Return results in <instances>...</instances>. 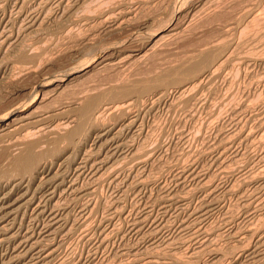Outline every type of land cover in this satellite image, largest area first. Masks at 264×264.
Here are the masks:
<instances>
[{"label": "rangeland", "instance_id": "obj_1", "mask_svg": "<svg viewBox=\"0 0 264 264\" xmlns=\"http://www.w3.org/2000/svg\"><path fill=\"white\" fill-rule=\"evenodd\" d=\"M20 6L23 7L20 9L22 13L18 10ZM0 32L5 36L4 38H6L5 34L7 37L9 35L8 40L2 44L0 42V94L3 96L0 97L4 98V104L14 103L13 105L20 106L18 110L21 115H31L34 109L38 113H45L65 107L69 108L67 113L69 114L72 110L70 105L77 98L89 97L91 94L104 96L123 87L125 90H130V87L133 90L134 87L139 89L146 85H156L161 79L165 81L179 71L182 72L184 66L188 68L194 58L198 59L208 53H214L215 56L220 57L219 59H227V63L224 60L222 62L225 64L221 63L222 68L227 64L226 68L216 69L210 80L202 79L189 88L185 87L186 90L182 94L178 92L180 88L177 89L175 85L167 86L166 91L162 93L163 96L146 93L137 96V99L134 96L136 93L132 94V97L134 96L131 101L133 104L130 106L132 116H136L137 110L144 109L145 105L148 106L155 98L161 97V99L155 101L151 111L149 109L142 111L139 117L142 125L139 122V128L135 126L128 130L129 132L123 131L118 137L121 140H118L124 144L127 142V146L135 143L132 147H137L141 154L142 150H148L149 155L153 152L156 154H152L153 159L145 166L143 164L141 166L139 160L128 157L132 161L126 157L123 161L121 157L125 154L119 155L120 161L131 163L129 170H132L133 174L128 170L129 165L124 166V163L123 166L119 165L121 162L116 158L119 163L115 160L116 166L119 165L117 167L121 169L115 174V179L105 175L106 177L100 179L103 180L100 181L101 185L99 181L96 183L97 193L92 194L93 196H85L80 201V206L82 205L86 210L79 206L73 211L77 216L80 215L81 209L89 213L90 204L97 206L89 215L90 219L88 217L84 223L81 222L83 219L81 216L78 217L80 219L74 216L75 222L72 218L74 228L67 236H62L63 239L58 238L65 244H61V251H58L57 258L51 264L59 262V264H107V262L114 264L115 261V264H118V259L122 264H129L133 260L135 250H140L141 253L151 251L152 254L165 258L178 251L176 254L180 255V259H185L183 261L198 260L200 264H231L232 258L239 255L243 248L250 247L251 239L249 237L242 239L243 234L250 229L253 230L254 227L258 229L264 227V0H0ZM210 46H214V49H211L214 50L213 52L208 50ZM190 56L193 58L190 59ZM224 56L228 57L224 58ZM231 57H234V60L228 62ZM242 59L248 60L244 63ZM26 87L28 89L17 90ZM30 88L33 89L31 95ZM187 94L193 99L189 105L185 102V99H189ZM43 96L44 102L40 103ZM117 111L115 110L117 116L115 118L120 120L122 113L121 110ZM108 112L103 116L105 119L101 116V121L106 123L105 125L116 120L112 117L113 113L109 112L110 115ZM72 113L75 115L74 110ZM62 116H59V122L66 119V116H63V119ZM44 137L47 138L48 135ZM101 142L103 143V140ZM101 142L97 145L91 142L90 148L93 151L98 149ZM218 146L221 152L214 150ZM141 147L144 149H140ZM126 148L128 147L124 148V152ZM107 149L109 148H106L105 153ZM109 150L107 153L111 154L112 151ZM155 159L158 161L157 164ZM194 163L196 166L199 164L198 167L201 169L204 168L200 170L207 174L205 180H209L210 185L206 181L191 180V177L186 180L187 177L182 176L181 172L193 167ZM63 166L67 167V165ZM87 166L89 167L90 164ZM57 167H54L53 173L58 169ZM70 168L74 169L75 165ZM223 170L224 172H220ZM131 175L133 177L136 175V178ZM83 176L86 178L84 179ZM83 176L80 177L81 182L88 179L92 181L93 177L87 173ZM116 178L122 180V183L120 184ZM144 178L148 182L135 186L137 181ZM130 180H133L132 183ZM201 186L208 189V192L211 191L210 197ZM166 188L172 190L174 196L172 201L167 200L165 203L164 196L169 193ZM89 197H93L94 200ZM210 199H214L212 202H215L210 204L213 210L207 214L209 216L200 218L202 222L200 220L196 223L202 229L199 232L201 236L197 235L199 233L192 236L190 233L195 226H189L194 221V215L191 216V213L201 211L207 203L209 204ZM83 200L85 202L88 200L89 205L86 206ZM111 207L112 209H109ZM118 209L119 212L116 211ZM113 210L114 212L110 213ZM144 216L150 217L145 221L146 224L140 223V226L144 227L143 231L137 232L133 221L138 219L140 221ZM184 226L188 230L183 229ZM150 230L158 231L155 238L156 242L161 244L155 248L158 250L148 246L150 239L146 242ZM201 232H204V235ZM102 237H106V243H101ZM170 241L175 242L168 246ZM146 245L150 250H146ZM164 246L167 248L165 249ZM192 249L198 252L202 250L193 258ZM215 251L222 253L220 258L214 256ZM262 251L259 255L260 260L258 258L247 260V257H243L242 264H264L262 261L264 251ZM166 253L169 255L167 256ZM119 254L123 256L120 257Z\"/></svg>", "mask_w": 264, "mask_h": 264}, {"label": "bare ground", "instance_id": "obj_2", "mask_svg": "<svg viewBox=\"0 0 264 264\" xmlns=\"http://www.w3.org/2000/svg\"><path fill=\"white\" fill-rule=\"evenodd\" d=\"M81 1V0H79ZM79 3L78 1H76ZM75 2V4H76ZM20 3V2H19ZM26 3V2H25ZM22 5V4H21ZM68 5V4H67ZM77 5V4H76ZM23 6V5H22ZM19 7L22 9L23 7ZM71 6V5H70ZM75 6V5H74ZM5 7V6H4ZM69 8V7H68ZM73 9V8H72ZM22 13V11H20ZM256 12V11H255ZM20 14V13H19ZM174 14V13H173ZM62 15V14H61ZM45 17V16H44ZM197 17V16H196ZM59 19V18H58ZM67 20V19H66ZM44 21V20H43ZM2 23V22H1ZM33 23V22H32ZM45 23V21H44ZM43 23V24H44ZM36 24V23H35ZM40 25V24H39ZM42 26V25H41ZM27 27V26H26ZM29 27V26H28ZM37 28V27H36ZM39 29V28H38ZM41 30V29H40ZM35 31V30H34ZM4 32V30H3ZM1 33V32H0ZM6 38L3 36V34H0V42L8 40L9 35ZM8 38V39H7ZM152 38V37H150ZM16 40V39H15ZM17 43V42H16ZM20 43V42H19ZM201 43V42H200ZM220 44V43H219ZM226 44V43H225ZM232 45V43H230ZM217 45V44H216ZM215 45V47H216ZM222 45V44H221ZM227 45V44H226ZM218 46V45H217ZM220 46V45H219ZM225 46V45H224ZM211 47V46H210ZM214 46H212L210 49H214ZM226 47V46H225ZM208 48V47H206ZM224 48V47H223ZM229 48V47H226ZM218 48H215L217 50ZM2 50V49H1ZM226 50V49H225ZM7 51V49H6ZM212 51V50H211ZM209 51V52H211ZM214 51V50H213ZM212 51V52H213ZM227 51V50H226ZM69 52V51H68ZM197 52V51H196ZM220 53V51H218ZM217 52V53H218ZM193 53V52H192ZM216 53V54H217ZM218 53V54H219ZM22 54V53H21ZM27 54V53H26ZM195 54V53H194ZM199 54V53H198ZM190 55V54H189ZM192 55V54H191ZM197 55V54H196ZM201 55V53H200ZM221 56V54H219ZM224 55V53H223ZM225 55H227V52H225ZM230 55V54H229ZM239 55V54H238ZM245 56V55H244ZM22 57V56H21ZM195 57V56H194ZM197 57V56H196ZM228 57V56H227ZM224 56V58H227ZM230 57V56H229ZM251 57V56H250ZM193 58L190 56V59ZM216 58H218L216 60ZM217 55L215 56L214 53H208L203 55L200 58H194V61L190 63H187L189 66L186 68L184 66V69H182L179 73L173 75L172 78L165 80V81H159L156 85H151L146 87H141L139 89L131 90H125L123 89L118 90L115 89L113 92L109 94H103L99 96H93V94L89 95V97L84 96L82 98H75L76 100L73 101V104L70 106L72 107V110L68 113L69 108L65 107L60 110L54 111L55 109L49 110L45 113H38L35 111L31 115H21L20 111L18 110L20 106L10 105V104H4L3 100L4 98L0 97V264H51L58 255V251L60 250V247H62V243L58 240L59 237L62 238V236H67L70 231L74 228L72 218L74 216H77L74 214V210H76L80 206V201L85 197L89 195H94L97 193V184L105 175H109L111 177H114L117 172H119L117 166L122 165L124 163V158L128 157L131 159H135L136 161L139 160V164H143L145 166L149 163V160H152V154H156V152H153L151 155H149L148 150H142V154L138 152L137 147L131 144L130 146H127L122 141L120 142L118 139L121 140V138H118L121 134H123V131H130L135 126H140V114L143 110L151 109L155 105V101L161 97H157L153 100L152 103H150L148 106L145 105L144 109L137 110L138 114L136 116H132L133 113L130 110V106L133 104L131 101H133V97L137 96L140 97L141 95H144L146 93H152L153 96H163V92L166 91V87L169 85H175L178 88V92L182 94L186 88L193 86L195 82L200 81L202 79L206 78H213L214 72H216V69L221 67V65L227 63V59H219ZM239 58V57H238ZM248 58V57H247ZM27 59V58H26ZM185 59V58H184ZM189 59V57H188ZM240 59V58H239ZM193 60V59H192ZM225 61L222 62V61ZM234 60V57H231L228 59V62ZM248 60V59H247ZM247 60L242 61L245 63ZM255 60V58H254ZM264 60V59H263ZM186 62L189 60H185ZM242 62V63H243ZM183 63V62H182ZM223 63V64H221ZM227 65V64H226ZM225 65V66H226ZM248 65V64H247ZM224 66V67H225ZM223 67V68H224ZM183 68V67H182ZM186 68V69H185ZM221 67L220 69L223 70ZM226 68V67H225ZM248 68V67H247ZM170 69V68H169ZM221 70V72H222ZM230 71V70H229ZM247 72V71H246ZM166 73V72H165ZM168 77V76H167ZM227 78V77H226ZM159 79V78H158ZM209 79V80H210ZM208 80V81H209ZM157 82V81H156ZM227 82V81H226ZM198 83V82H197ZM208 83V82H207ZM214 83V82H213ZM206 84V83H205ZM195 86V85H194ZM207 86V85H206ZM186 87V88H185ZM205 87V86H204ZM216 87V86H215ZM114 88V87H113ZM112 88V89H113ZM126 88V87H125ZM184 88V89H183ZM214 88V87H213ZM26 88H19L17 90H25ZM36 89V88H35ZM129 89V88H128ZM183 89V90H182ZM211 89V88H210ZM2 90V89H1ZM32 90L30 88L29 94H32ZM110 90V89H109ZM232 90V89H231ZM38 91V90H37ZM102 91V90H101ZM105 91V90H104ZM107 91V90H106ZM168 91V90H167ZM210 91V90H209ZM236 91V90H235ZM218 92V91H217ZM233 92V90H232ZM34 93V91H33ZM89 93V92H88ZM98 93V91H97ZM104 93V92H103ZM107 93V92H106ZM136 93V94H135ZM191 93V92H190ZM212 93V92H211ZM255 93V92H254ZM86 94V92H85ZM131 94V96H130ZM132 94L134 95L132 97ZM192 94V93H191ZM243 94V93H242ZM35 95V94H34ZM83 95V94H81ZM88 95V94H87ZM96 95V94H95ZM98 95V94H97ZM229 95V93H228ZM234 95V94H233ZM6 96V95H5ZM37 96V95H36ZM46 96V93L44 94ZM42 97V100L40 103L44 102V98ZM146 96V95H145ZM184 96V95H183ZM187 96H189L187 94ZM9 97V96H8ZM165 97V96H164ZM168 97V96H167ZM178 97V96H177ZM186 97V96H185ZM194 97V94H193ZM116 98V99H115ZM120 101H118V99ZM135 98V99H136ZM180 98V97H179ZM188 98V97H186ZM247 98V97H246ZM33 99V98H32ZM35 99V97H34ZM112 102H111V100ZM138 99V98H137ZM141 99V98H140ZM139 99V100H140ZM199 99V98H198ZM197 99V100H198ZM29 100V99H28ZM109 100V102H107ZM115 100H117L115 102ZM179 100V99H178ZM192 96H189V99H185V102L190 104L192 102ZM238 100V99H237ZM104 101V102H103ZM135 101V100H134ZM142 101V100H141ZM145 101V100H144ZM200 101V99L198 100ZM213 101V100H212ZM29 102V101H28ZM102 102V103H101ZM138 101H136L137 103ZM157 102V101H156ZM176 102V100H175ZM70 103V102H69ZM101 103V105H100ZM119 103V104H118ZM145 102H142L144 104ZM159 103V102H158ZM157 103V104H158ZM203 103V102H202ZM221 103V102H220ZM20 104V103H19ZM50 104V103H49ZM174 104V103H172ZM178 104V101L176 102ZM184 104V103H182ZM180 104V105H182ZM195 104V103H194ZM193 104V105H194ZM224 104V103H223ZM238 104V103H237ZM247 104V103H246ZM264 104V103H263ZM22 105V104H21ZM64 105V104H63ZM67 105V104H65ZM135 105V103H134ZM203 105V104H202ZM250 105V104H249ZM252 105V104H251ZM69 106V107H70ZM143 106V105H142ZM187 106V105H186ZM213 106V105H212ZM221 106V105H220ZM248 106V105H246ZM38 107V106H37ZM134 107V106H133ZM183 107V106H182ZM188 107V106H187ZM211 107V106H210ZM137 108V107H136ZM140 108V107H139ZM133 109V108H132ZM197 109V108H196ZM212 109V108H211ZM227 109V107H226ZM235 109V107H234ZM249 109V108H248ZM21 110V109H20ZM42 110V109H41ZM75 111L72 113V111ZM115 110H121L120 120H117L116 112ZM186 110V109H185ZM194 110V109H193ZM210 110V109H209ZM251 110V109H250ZM253 110V109H252ZM113 113L112 117L116 120L111 124L105 125L102 123L101 118L105 116L104 114L106 112ZM136 111V110H135ZM223 111V110H222ZM108 112V113H109ZM115 112V113H114ZM118 112V111H117ZM188 112V111H187ZM190 112V110H189ZM215 112V111H214ZM229 112V111H228ZM32 113V112H31ZM72 113V114H71ZM109 113V114H110ZM146 113V112H145ZM195 113V112H194ZM219 113V112H218ZM66 114V115H65ZM187 114V113H185ZM217 114V113H216ZM231 114V113H230ZM237 114V113H236ZM256 114V113H255ZM66 116V119L59 122V116ZM111 115V114H110ZM109 115V116H110ZM145 115V114H144ZM189 115V114H188ZM194 115V114H193ZM191 115V116H193ZM201 115V114H200ZM212 115V114H211ZM62 116V119H63ZM102 116V117H101ZM213 116V115H212ZM254 116V114H253ZM195 117V115H194ZM199 117V116H198ZM211 117V116H209ZM229 117V116H228ZM104 118V117H103ZM109 118V117H108ZM190 118V116H189ZM214 118V117H213ZM105 119V118H104ZM194 119V118H193ZM206 119V118H205ZM249 119V118H248ZM103 120V119H102ZM211 120V119H210ZM214 120V119H213ZM209 121V120H208ZM107 122V120H106ZM109 123V122H108ZM141 123V122H140ZM145 123V122H144ZM235 123V122H234ZM139 124V125H138ZM180 124V123H179ZM48 125V126H47ZM142 125V123H141ZM198 125V124H197ZM144 126V125H143ZM242 127V126H241ZM139 128V127H138ZM144 128V127H142ZM243 128V127H242ZM263 128V127H262ZM141 129V127H140ZM145 129V128H144ZM222 129V128H221ZM258 129V128H257ZM136 130V129H134ZM139 131V129H137ZM181 130V129H180ZM243 130V129H242ZM128 131V132H129ZM143 131V130H142ZM236 131V130H235ZM48 132V134H46ZM127 132V133H128ZM244 132V131H243ZM252 132V131H251ZM264 132V131H263ZM141 133V132H139ZM149 133V132H148ZM235 133V132H234ZM46 134V135H44ZM95 134V135H94ZM143 134V133H142ZM48 137H44L47 136ZM50 135V136H49ZM127 135V134H126ZM125 135V136H126ZM140 135V134H139ZM234 135V134H232ZM151 136V135H150ZM169 136V135H168ZM248 136V135H247ZM263 136V135H262ZM132 137V136H131ZM246 137V136H245ZM264 137V136H263ZM125 138V137H124ZM104 139H106L104 141ZM103 140V143L101 142ZM124 140V139H123ZM126 140V139H125ZM144 140V139H143ZM147 140V139H146ZM150 140V139H149ZM259 140V139H258ZM262 140V139H261ZM133 141V140H131ZM221 143V140H219ZM223 141V140H222ZM92 144H99L98 149H95L94 151L90 148ZM130 142V140H129ZM150 142V141H149ZM226 142V141H225ZM228 142V141H227ZM258 142V141H257ZM148 143V142H147ZM130 144V143H129ZM189 144V143H188ZM226 144V143H225ZM224 144V145H225ZM228 144V143H227ZM138 145V144H137ZM158 145V143H157ZM160 145V144H159ZM233 145V144H232ZM248 145V144H247ZM257 145V144H256ZM94 146V145H93ZM147 146V145H146ZM197 146V145H196ZM95 147V146H94ZM93 147V148H94ZM128 147L125 149L124 148ZM164 147V146H163ZM89 148L91 150H89ZM106 148L107 151L109 150L111 154L105 153ZM141 147L140 149H142ZM148 148V147H147ZM145 148V149H147ZM227 148V147H226ZM232 148V147H231ZM144 149V148H143ZM230 149V148H229ZM193 150V149H192ZM211 150V149H210ZM214 150L220 151V147L218 146ZM228 150V149H227ZM213 151V150H212ZM181 152V151H180ZM221 152V151H220ZM219 152V155H221ZM238 152V151H237ZM125 154L123 158V161H120L119 155ZM161 153V152H160ZM210 153V152H209ZM123 154V155H124ZM154 154V155H155ZM207 155V153H205ZM122 155V156H123ZM130 155V156H129ZM217 155V154H215ZM218 155V156H219ZM223 156V155H222ZM157 157V156H156ZM121 162L120 164L117 162ZM127 158V159H128ZM131 159H128L129 161ZM211 159V158H210ZM119 164L116 166V162ZM122 160V159H121ZM127 160V161H128ZM156 160V159H155ZM113 161V162H112ZM126 161V162H127ZM132 161V160H131ZM157 161V160H156ZM134 162V161H133ZM152 162V161H151ZM155 162V161H154ZM187 162V161H186ZM194 162V161H193ZM129 163V162H128ZM158 161L156 162V164ZM177 163V162H176ZM90 164L88 167L87 165ZM124 166H128L129 164L124 163ZM134 164V163H132ZM138 164V163H137ZM136 164V165H137ZM152 164V163H151ZM155 164V163H154ZM195 164V163H194ZM63 165H67L65 168ZM75 165V168L71 170V166ZM135 165V166H136ZM176 165V164H175ZM190 165V164H189ZM263 165V164H262ZM58 166L57 170L53 173L54 167ZM134 165H132L133 167ZM140 166V167H141ZM199 166V164H198ZM196 166V164L193 167H189L188 170L186 169L184 172H181L182 176L188 179V177H191L192 179H199L200 182H205L207 174L202 172L200 167ZM209 166V165H208ZM138 167V166H137ZM139 167V168H140ZM182 167V166H181ZM126 168V167H125ZM153 168V167H152ZM150 168V169H152ZM183 168V167H182ZM186 168V167H185ZM130 169V165L128 167V170ZM135 169V168H134ZM144 170L146 168H143ZM181 169V168H180ZM201 169V170H200ZM228 169V168H227ZM127 170V169H126ZM183 170V169H181ZM225 170V169H224ZM220 171V172H224ZM230 170V169H229ZM238 170V169H237ZM123 171V170H122ZM130 171V170H129ZM132 171V170H131ZM130 171V172H131ZM180 171V170H179ZM178 171V172H179ZM141 172V171H140ZM53 173V175H51ZM88 174L89 176L93 177L92 181H82L81 182V176L84 174ZM151 173V172H150ZM160 173V172H159ZM188 173V174H187ZM207 173V172H206ZM120 174V173H119ZM128 174V173H127ZM133 174V171L132 173ZM180 174V176H181ZM220 174V173H219ZM218 174V175H219ZM231 174V172H230ZM234 174V173H233ZM262 174V173H261ZM137 175V174H136ZM132 177L133 178H136ZM139 175V174H138ZM149 175V174H148ZM119 177V175H116ZM123 176V175H122ZM128 176H130L128 174ZM159 176V175H158ZM163 176V175H162ZM84 179L86 178L83 176ZM106 177V176H105ZM121 177V175H120ZM119 177V178H120ZM146 177V176H145ZM148 177V176H147ZM179 177V175H178ZM257 177V175H256ZM108 178V177H107ZM118 178V179H119ZM125 178V177H124ZM141 178V177H138ZM137 178V179H138ZM162 178V177H161ZM180 178V177H179ZM106 179V178H105ZM109 179V178H108ZM115 179V177H114ZM117 179V178H116ZM117 179V180H118ZM152 179V177H151ZM208 179V178H207ZM246 179V178H245ZM258 179V178H257ZM83 180V179H82ZM91 180V179H90ZM113 180V179H112ZM111 180V181H112ZM116 180V181H117ZM126 180V179H125ZM124 180V181H125ZM134 180V179H133ZM132 180V181H133ZM150 180V179H149ZM157 180V179H156ZM184 180V182L186 181ZM99 181V182H98ZM110 181V182H111ZM115 181V180H114ZM122 180H118L120 183ZM123 181V184H124ZM131 181V180H130ZM131 181V183H132ZM182 181V180H181ZM179 180V182H181ZM196 181V180H195ZM198 181V182H199ZM209 181V180H208ZM207 182V184H209ZM245 181V180H244ZM142 182H148L144 179H141L139 182L135 183V186ZM199 182V183H200ZM104 183V182H103ZM114 183V182H113ZM116 183V182H115ZM122 183V182H121ZM120 183V184H121ZM183 183V181H182ZM198 183V184H199ZM112 185V183H110ZM109 184V185H110ZM130 185V182L128 183ZM145 185V183H143ZM157 184V183H156ZM181 184V183H180ZM203 184V183H202ZM101 185V182H100ZM100 185H98L100 187ZM126 185V184H125ZM124 185V186H125ZM127 185V187H130ZM134 183L132 184L133 187ZM143 185V186H144ZM179 185V184H178ZM205 185V184H203ZM210 185V184H209ZM103 186V185H102ZM116 186H118L116 184ZM134 186V188H135ZM139 186V185H137ZM166 186V185H165ZM243 186V184H242ZM259 186V185H258ZM126 187V188H127ZM164 187V185H163ZM167 187V186H166ZM199 187V186H198ZM202 187V186H201ZM207 187V186H206ZM212 187V186H211ZM210 187V188H211ZM240 187V185H239ZM184 188V187H183ZM129 189V188H128ZM136 189V188H135ZM168 188H166L167 190ZM192 189V188H190ZM201 189V188H200ZM204 192L207 194V196L210 197L211 191L208 192V189H204L202 187ZM213 189V188H212ZM241 189V188H240ZM262 189V188H261ZM165 190V192H166ZM254 190V189H253ZM101 191V190H100ZM124 191V190H123ZM168 194L164 196V201L171 200L172 201V190H167ZM202 191V190H201ZM115 192V191H114ZM113 192V193H114ZM126 192V190H125ZM139 192V191H138ZM186 192V191H185ZM124 193V192H123ZM122 193V194H123ZM213 193V192H212ZM231 193V192H230ZM256 193V192H255ZM189 194V193H188ZM227 194V193H226ZM247 194V192H246ZM92 195V196H93ZM102 195V194H101ZM96 196V195H95ZM186 196V195H185ZM252 196V195H251ZM250 196V197H251ZM196 197V196H195ZM93 197H89L91 199ZM100 198V196H99ZM162 198V197H161ZM192 198V197H191ZM257 198V197H256ZM255 198V199H256ZM87 199V198H86ZM88 199V200H89ZM101 199V198H100ZM141 199V198H140ZM175 199V197H174ZM177 199V198H176ZM188 199V198H187ZM87 200V201H88ZM94 200V198H93ZM99 200V199H98ZM150 200V199H149ZM214 200V199H212ZM210 199L209 204L207 203L203 209L199 212L195 211L194 213H191V216L194 215V221L193 224L189 226L194 227L193 232L190 234L193 236L197 233H199L202 229H200L196 223H198L200 220L202 222L201 217L206 216L208 213H210L213 210V207L211 208L210 204L215 203L212 202ZM242 200V199H241ZM247 200V199H246ZM84 201V200H83ZM86 203V206L89 205ZM90 201V200H89ZM97 201V199H96ZM95 201V203H96ZM262 201V200H261ZM91 202V201H90ZM117 202V201H116ZM121 202V201H120ZM83 203V204H84ZM92 203V202H91ZM102 203V202H101ZM220 203V202H219ZM252 203V202H251ZM116 204V203H115ZM114 205V204H113ZM112 205V207H113ZM174 205V204H173ZM172 205V206H173ZM244 205V204H243ZM250 205V204H249ZM259 205V204H257ZM97 206L96 204H90V212L84 211L80 206V215L76 218L81 216L82 221L86 222L89 215L94 212V208ZM107 206V205H106ZM110 206V205H109ZM155 206V205H154ZM263 206V205H262ZM109 208V209H112ZM122 207V206H121ZM153 207V205H152ZM169 207V206H168ZM184 207V206H183ZM210 207V208H209ZM126 208V207H125ZM136 208V207H135ZM147 208V207H146ZM165 208V207H164ZM185 208V207H184ZM209 208V209H207ZM239 208V207H238ZM244 208V207H243ZM256 208V207H255ZM85 209V208H84ZM97 209V208H96ZM95 209V210H96ZM117 209V206H116ZM198 209V208H197ZM86 210V209H85ZM104 210V209H103ZM115 210V209H114ZM111 211L110 213L114 212ZM144 210V209H143ZM151 210V209H150ZM189 210V209H188ZM107 211V210H106ZM109 211V210H108ZM119 212V209L116 210ZM122 210H120L121 212ZM148 212V209L146 210ZM194 211V210H193ZM232 211V210H231ZM257 211V210H256ZM124 212V211H123ZM141 212V211H140ZM181 212V211H179ZM234 212V211H232ZM78 213V211H77ZM78 213V214H79ZM109 213V214H110ZM117 213V212H116ZM168 213V212H167ZM182 213V212H181ZM227 213V212H226ZM123 213H121L122 216ZM178 214V213H177ZM95 215V214H94ZM117 215V214H116ZM146 215V214H145ZM148 215V214H147ZM152 215V214H151ZM157 215V214H156ZM189 215V214H188ZM234 215V214H233ZM113 216V215H112ZM111 216V217H112ZM143 216V215H142ZM209 216V215H207ZM109 217V218H111ZM115 217V216H113ZM136 217V216H135ZM150 217V216H148ZM147 216H144L142 220L139 221H133L132 224L134 226V229L138 231L142 230L144 227H141L140 223H145L148 219ZM159 217V216H158ZM220 217V216H219ZM263 217V215H262ZM75 218V220H76ZM97 218V217H96ZM105 218V217H104ZM205 218V217H204ZM209 218V217H208ZM234 218V217H233ZM256 218V217H255ZM80 219V218H78ZM90 219V217H89ZM98 219V218H97ZM103 219V218H102ZM107 219V218H106ZM113 219V218H112ZM135 219V218H134ZM150 219V218H149ZM175 219V218H174ZM263 219V218H262ZM125 220V219H124ZM249 220V219H248ZM254 220V218H253ZM74 221V218H73ZM77 221V220H76ZM103 221V220H102ZM110 221V219H108ZM229 221V220H228ZM75 222V221H74ZM78 222V221H77ZM153 222V221H152ZM158 222V221H157ZM200 222V223H201ZM83 223H80L82 226ZM160 223V221H159ZM162 223V222H161ZM177 223V222H176ZM76 224V223H75ZM86 224V223H85ZM96 224V223H95ZM101 224V223H100ZM108 224V223H107ZM106 224V225H107ZM165 224V223H164ZM184 224V223H183ZM182 224V225H183ZM250 224V223H249ZM264 224V223H263ZM78 225V224H77ZM79 225V226H81ZM103 225V224H102ZM154 225V224H152ZM151 225V226H152ZM246 225V224H245ZM85 226V225H84ZM94 226V225H93ZM116 226V225H115ZM169 226V225H168ZM188 225H186L187 227ZM213 226V225H212ZM261 226V225H260ZM77 227V226H76ZM98 227V226H97ZM155 227V226H154ZM159 227V226H158ZM184 226L183 229H187ZM206 227V226H205ZM109 228V227H108ZM114 228V227H113ZM112 228V229H113ZM133 228V227H132ZM131 228V229H132ZM160 228V227H159ZM167 228V227H166ZM199 228V229H198ZM253 228V227H251ZM255 228V227H254ZM253 230H248L243 234L241 237L242 239H248L249 237L251 241L250 247L243 248L235 257L232 258L231 264H242V258L247 257V260L258 258L260 252L264 251V227H258ZM77 229V228H76ZM84 229V228H83ZM86 229V228H85ZM116 231V228H114ZM171 229V228H170ZM92 230V229H91ZM124 230V229H123ZM130 230V229H129ZM161 230V229H160ZM159 230V231H160ZM168 230V229H167ZM176 230V229H175ZM188 230V229H187ZM240 230V229H239ZM89 231V230H88ZM114 231V230H113ZM184 231V230H182ZM210 231V230H209ZM213 231V229H212ZM211 231V232H212ZM241 231V230H240ZM246 231V230H245ZM97 232V231H96ZM151 233H149V236H147V241L149 240V245L152 246L151 248H157L161 246L159 242L157 243L155 240L158 231L157 230H150ZM181 232V231H180ZM206 233V231L204 230ZM204 232L203 233L204 235ZM239 232V231H238ZM86 233V232H85ZM84 233V234H85ZM88 233V232H87ZM109 233V232H108ZM120 233V232H119ZM170 233V232H169ZM221 233V232H220ZM236 233V232H235ZM234 233V234H235ZM112 234V233H111ZM173 234V233H172ZM143 235V234H142ZM179 235V234H178ZM189 235V234H188ZM199 236V234H197ZM202 235V237H203ZM93 236V235H92ZM102 236V234H101ZM105 236V235H104ZM144 236V235H143ZM181 236V235H180ZM179 236V237H180ZM184 236V234H183ZM221 236V235H220ZM219 236V237H220ZM73 237V236H72ZM87 236H85L86 238ZM198 237V236H196ZM201 237V238H202ZM205 237V236H204ZM89 238H91L89 236ZM101 238V237H100ZM110 238V237H109ZM142 238V237H141ZM144 238V237H143ZM181 238V237H180ZM214 238V237H213ZM60 239V238H59ZM63 239V238H62ZM122 239V238H121ZM168 239V238H167ZM193 239V238H192ZM200 238H198L199 241ZM208 238L203 239L207 241ZM220 239V238H219ZM101 240V239H100ZM117 240V239H116ZM145 240V239H144ZM179 240V239H178ZM189 240V239H188ZM216 240V239H215ZM106 241V237H102L101 243L103 244ZM167 241V240H166ZM181 241V240H179ZM187 241V239H186ZM191 241V240H190ZM203 241V242H205ZM217 241V240H216ZM248 241V240H247ZM85 242V241H84ZM175 242V241H172ZM168 242L169 244L172 243ZM177 242V241H176ZM242 242V241H241ZM106 243V242H105ZM116 243V242H115ZM120 243V242H119ZM188 243V242H187ZM196 243V242H195ZM129 244V243H128ZM211 244V243H210ZM154 245V246H153ZM167 245V244H166ZM165 245V246H166ZM201 245V244H200ZM198 245V246H200ZM247 245V244H246ZM102 245H99V247ZM133 246V245H132ZM143 246V245H142ZM147 246V245H146ZM147 246V251H148ZM164 246V248H165ZM202 246V245H201ZM241 246V245H240ZM175 247V246H174ZM180 247V246H179ZM239 247V246H238ZM167 248V247H166ZM165 248V249H166ZM196 249L197 247L194 246ZM204 248V247H203ZM202 248V249H203ZM236 248V247H235ZM241 248V249H242ZM75 249V248H74ZM132 249V248H131ZM195 249H192L193 252L191 253L192 257L198 252ZM200 249V250H202ZM224 249V248H223ZM231 249V248H230ZM63 250V249H62ZM119 250V249H118ZM126 250V249H125ZM150 250V249H149ZM153 250V249H151ZM158 250V249H155ZM163 250V248H162ZM198 250V248H197ZM199 250V252H201ZM218 250V249H217ZM234 250V249H232ZM238 250V249H237ZM132 251V250H131ZM130 251V252H131ZM145 251V252H147ZM161 251V250H160ZM185 251V250H184ZM205 251V249H204ZM211 251V250H210ZM214 251V250H212ZM220 251V250H218ZM230 251V250H229ZM235 251V250H234ZM262 251V252H263ZM112 252V250H111ZM125 252V251H124ZM127 252V250H126ZM157 252V251H156ZM178 252V251H177ZM177 252H173L170 255L167 254V258L160 257L159 255L150 253H142L139 251H136L133 253V260L130 259L131 263L129 264H200L198 260L196 262H189L183 261L182 258L180 259V255L177 256ZM198 252V254H199ZM221 252V251H220ZM130 253V254H132ZM155 253V251L153 252ZM159 253V252H158ZM165 253V252H164ZM187 253V252H186ZM236 253V252H234ZM62 254V253H60ZM59 254V256H60ZM97 254V252H96ZM123 254V252L121 253ZM129 254V253H128ZM211 254V253H210ZM214 256L216 258H220L219 252L215 251ZM233 254V253H231ZM262 254V253H261ZM264 254V253H263ZM262 254V255H263ZM110 255V254H109ZM120 255V254H119ZM197 255V254H196ZM209 255V254H208ZM123 255H120V257ZM165 256V255H163ZM190 256V255H189ZM223 256V255H222ZM88 257V256H87ZM118 257V256H117ZM264 257V256H263ZM261 257V259H263ZM82 258V257H81ZM94 258V257H93ZM191 258V257H190ZM59 259V258H58ZM115 259V258H114ZM189 259V258H188ZM93 260V259H92ZM104 260V258L102 259ZM112 260V259H111ZM118 264H120L121 260L118 259ZM260 260V259H259ZM58 261V260H57ZM79 261V260H78ZM192 261V260H191ZM194 261V260H193ZM216 261V260H215ZM264 261V259L262 260ZM90 262V261H89ZM93 262V261H92ZM107 262V261H106ZM116 262V261H115ZM114 262V264H115ZM120 262V263H119ZM124 262V260H123ZM129 262V261H128ZM219 262V261H218ZM245 262V261H244ZM250 263V261H248ZM259 263V261L257 260ZM55 263V262H54ZM60 263V262H59ZM58 263V264H59ZM96 263V262H95ZM110 262H107V264ZM126 263V261L124 262ZM261 263V262H260ZM85 264V263H84ZM89 264V263H88ZM101 264V263H99ZM104 264V263H103ZM113 264V263H111ZM122 264V263H121ZM128 264V263H127ZM217 264V263H216ZM245 264V263H244ZM251 264V263H250Z\"/></svg>", "mask_w": 264, "mask_h": 264}]
</instances>
